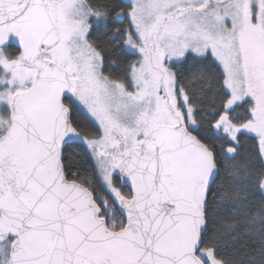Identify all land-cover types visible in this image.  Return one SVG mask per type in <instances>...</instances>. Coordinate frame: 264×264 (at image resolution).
I'll use <instances>...</instances> for the list:
<instances>
[{"label":"snow or ice","instance_id":"obj_1","mask_svg":"<svg viewBox=\"0 0 264 264\" xmlns=\"http://www.w3.org/2000/svg\"><path fill=\"white\" fill-rule=\"evenodd\" d=\"M0 264H264V0H0Z\"/></svg>","mask_w":264,"mask_h":264}]
</instances>
